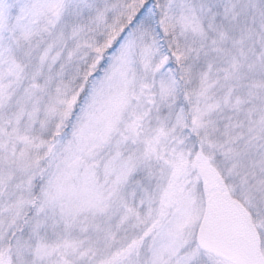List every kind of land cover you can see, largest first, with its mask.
<instances>
[{"label":"snow or ice","instance_id":"obj_1","mask_svg":"<svg viewBox=\"0 0 264 264\" xmlns=\"http://www.w3.org/2000/svg\"><path fill=\"white\" fill-rule=\"evenodd\" d=\"M0 264H264V0H0Z\"/></svg>","mask_w":264,"mask_h":264}]
</instances>
